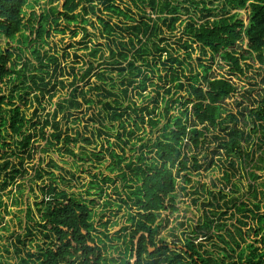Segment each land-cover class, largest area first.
<instances>
[{
    "label": "trees",
    "instance_id": "16d2710c",
    "mask_svg": "<svg viewBox=\"0 0 264 264\" xmlns=\"http://www.w3.org/2000/svg\"><path fill=\"white\" fill-rule=\"evenodd\" d=\"M38 1L0 0V38L5 40L4 47L0 44V191L26 174L23 155L32 159L38 148L32 146L34 138L39 136L46 147L59 145V149L75 156L72 149L84 148L78 143L90 145L112 128H116L113 136L120 155L111 149L112 143L107 139L106 146L100 144L98 153L92 152L91 156L97 161L109 157L107 169L117 173L122 188L114 186L110 191L119 203L104 200L97 214L103 185L113 184L114 180L107 177L101 183L90 182L84 192L86 197L77 198L57 189L54 172L36 169L37 180L41 181L43 174L50 181L41 187V200L34 204L44 246L37 245L34 254L20 257L19 264H131L134 256L137 258L134 264H142V256L147 258L144 264H226V259L227 264H264V92L255 99L249 98L248 90L239 95L240 89L233 83L209 76L211 66L203 60L208 56L212 65L219 57L237 78L250 68L245 64L244 70L241 61L255 55L253 59L262 63L264 0H128L139 14L128 6L118 5L122 0H47L48 9L34 10ZM146 7L150 9L149 15L143 10ZM247 9L245 24L238 12ZM77 25L83 40L90 36L96 41L102 39V44L90 49L88 56L94 60L98 56L103 58L105 49L108 64L119 77L118 84L101 71L95 75L92 87L87 90L78 87L93 72L92 62L80 76L71 68V82L64 79L58 54L49 48V40L67 31L76 36L77 32L68 27ZM87 27L92 29L91 33ZM171 38L176 39L171 42ZM244 42L246 56L238 51ZM22 46L30 47L32 60L23 55ZM195 51L199 54L196 66L192 65ZM155 77L157 82L153 81ZM58 87L62 90L67 87L66 98L42 115L46 107L43 102L52 104ZM138 100L148 103L139 107ZM229 100L237 109L235 113L225 109ZM32 102L38 108L28 118L20 107L27 103L32 106ZM82 108L97 109L90 121L103 128L96 130L93 140L77 130L68 132L65 128L63 132L60 127L62 119L69 121L73 112ZM74 119L70 122L80 125L81 120ZM161 124L160 135L149 140L150 145L134 148L136 145L130 140L133 136L140 134L136 140L141 142L146 131L151 133ZM212 131H217L210 139L216 143L215 151L233 170L246 175L249 182V200H229L236 213L242 215V220H238L240 227L249 229L254 237L240 249L236 261L230 256L236 251L223 236H217L225 246L218 258H212L207 250L200 253L202 244L196 248L192 242H184L183 249L169 250L165 244L155 246L153 240L160 228L159 214L177 211L174 190L177 180L189 183L192 173L201 168L196 158L191 157V150L208 142L207 135ZM11 146L14 150L9 156L18 161L17 166L5 158ZM82 155L84 158L79 161H87L86 153ZM48 165L57 168L53 161ZM60 179L67 183L63 177ZM225 180L230 181L227 173ZM236 187L234 184L232 188ZM91 189L96 192L90 193ZM218 195L228 198L222 192ZM124 209L123 217L129 228L121 229L123 237L109 236L108 220L99 226L103 231L96 228L95 216L102 222L108 213L114 217L110 210ZM25 219L26 223L34 220L29 207ZM199 223L197 228L201 232L222 228L213 227L206 216ZM226 233L239 249L240 241H235L229 231ZM236 233L245 243L246 234L240 228H236ZM25 235H33L32 229L26 227ZM17 243L20 244L19 239ZM148 246L155 248L153 254H149Z\"/></svg>",
    "mask_w": 264,
    "mask_h": 264
},
{
    "label": "rangeland",
    "instance_id": "374dc122",
    "mask_svg": "<svg viewBox=\"0 0 264 264\" xmlns=\"http://www.w3.org/2000/svg\"><path fill=\"white\" fill-rule=\"evenodd\" d=\"M117 3L121 7L128 6L135 14H139V11L134 8L131 2L128 0H122ZM185 6L191 8L188 4ZM34 7V10L48 9L47 0H39ZM143 10L147 15L150 14V9L148 7L144 8ZM193 11L194 10H192L191 15L194 16L195 13ZM233 13L235 12H232L231 14ZM205 14L206 13H204V15ZM238 14L241 22L246 24L249 10H243L242 12L239 11ZM151 18L154 19L155 17L151 16ZM183 19H185V17H183ZM92 20L95 21L94 18ZM78 26L79 25L76 27H68L70 30H75L77 32L76 36H73L67 31L65 35H54L52 40H49V48L54 49L58 54L59 63L64 74V79L67 80V83L71 82V68H74V73L77 74V76H80V74H82L86 69L87 64L92 62L94 64L93 72L91 73L88 80L79 83L78 87L82 88L83 90H87L89 87H92L94 85L95 75L101 71L106 72L105 77L107 79L112 78L118 84L120 82L119 77L117 76L116 71H114V69L108 64L110 61L108 60V52L105 49L102 50L103 58H99L98 56L94 60L88 56L90 49L94 48L95 45L102 44V39L96 41V39H93V37L90 36V39L83 40L82 31ZM86 29L89 33L92 32L90 27H87ZM177 37L178 36L176 35V38ZM176 38H171L170 41L174 42ZM0 44L2 47H4L5 40L3 38H0ZM15 45L16 43L13 46L15 47ZM84 48H87V51H85ZM45 49H47V47H45ZM246 49L245 42L242 44V48L238 47V51H240V53L245 56L246 54L244 51ZM23 50V55L29 57L30 60H32L30 47H23ZM74 52H77V58H75ZM62 54H65L66 56L62 58ZM198 57L199 54L197 51H195L192 56V65L196 66L198 64ZM253 58H255V55H253ZM253 58L240 62L244 70L246 69L244 66L245 64L250 65V68L245 71V75L240 76V78L231 75L229 73V67L219 57L214 59V63L212 65L208 56L203 60L204 64L211 66L209 76L216 79L223 78L228 80L230 83H233L236 88L240 89L239 95L248 90L250 91L249 98L255 99L258 95H263L264 92V61L260 63ZM104 62L107 64L105 65ZM186 76L188 77L189 74L187 73ZM153 81L157 82L156 77ZM182 82H186V79H182ZM4 87H6V85ZM56 90L58 93H56V97L52 104L43 102L46 107L42 115L52 111L56 102L60 101L62 98H66V94L68 93L67 87L63 90L58 87ZM6 93L7 92L5 90V94ZM146 93L147 92L144 94ZM29 98H31V95ZM91 98L96 100V97L94 96ZM147 103L148 100L144 102L138 100L136 104L139 107H143ZM243 103L245 104L246 101L243 100ZM17 104L20 105V103ZM32 104L33 105L31 106L29 103H27L26 105L24 104L20 107V109L26 113L28 118H31L30 115L33 113L34 108H38L35 102H32ZM158 106L160 107L161 105L159 104ZM225 109L230 110L232 113H235L237 110L231 100L225 104ZM96 111L97 109L94 111H87L85 108H82V111L73 112L74 116L73 118L69 119V121L67 120L66 122L65 118L61 120L60 127L62 131L64 132L65 128H67L68 132L71 129L77 130L82 135H85V137L93 140V134H95L96 130L98 128H103L97 123L95 124L90 121V118L96 113ZM176 113L177 110L174 111V114ZM74 118L81 120L80 125L77 126L70 122L75 120ZM161 126L162 124L158 127V129L153 130L151 133L146 131V138L141 142L136 140L140 137V134L133 136L130 140L132 143H135L136 146L134 148L137 150L139 146L150 145L149 140L153 141L160 135L159 129ZM38 128L39 127H37V130ZM197 128L200 129L201 127ZM105 132L106 134H101L99 137H96L97 141L90 145H87L82 141L78 143L79 146H83L84 148L72 149L75 156L67 154L63 149H59V145L46 147L45 142H41L39 136L34 138L33 143V140L31 141L32 146H38V148L36 149L37 151L33 153L32 159H27L26 155H23V170H25L26 174L18 177L13 185L8 186L5 190L0 191V264H19L20 257H27V254H34L36 252L37 245L44 246V239L40 233L41 228L37 225L39 216L34 204L39 203L41 200V187L47 186L50 184V181L43 174L42 180H37L34 176L36 169L54 172L56 176L57 189L59 191L64 190L67 192V194L73 195L77 198L86 197V193L84 192H86L88 189L90 182L101 183L103 178L109 177L114 180V183L103 185L104 191L102 194V199H98L97 203L100 208L96 209V213L99 214L101 212L102 202L104 200L109 199L112 202L119 203L117 201V196L112 194L110 191L114 186L121 189L122 182L116 178L117 173L112 174L107 169L109 157L106 155L104 159L97 161L91 156L92 152H95L96 154L98 153L100 150V144H102L104 147L106 146L105 141L107 139L110 143H112L111 149H114L116 153L120 155L121 151L115 146L117 141H115L116 139L113 136L116 132V128H112V130L108 131L105 130ZM212 134H217V131H212L211 134L207 135L209 140L208 142L199 145L198 149L191 150V157L196 158V160L201 165V168L199 171L192 173L193 177L189 183L183 182L180 178L177 180L176 189H174L177 211L172 213L167 210L159 214L158 224L160 228L153 240L156 244L155 246H159L160 248L162 244H165L168 246L169 250L183 249L184 242H192L196 248L199 244H202L203 249H199L200 253H202L203 250H207L211 252L212 258H218L220 249H224L225 246L221 243L217 236H223L226 240H228L229 245L236 251L232 255L230 254L233 261H236L237 253L241 248L244 247L245 244L252 242L254 237L253 232L249 231V229L246 227H240L238 220H242V215L236 213V211L230 205L229 200L232 198L236 199L237 201L249 200V195L247 193V186L249 182L247 181L246 175L243 177L240 175V172L233 170L228 162L225 161L224 157L215 151L217 148L216 143L210 141ZM9 142L10 140L8 139V143ZM11 150H14L12 146L10 149H7V155L5 158L17 166L18 161L9 156ZM43 151H45V153H43ZM83 153H86L88 156L87 161H79L80 157H83ZM50 161H53L57 168L49 167L48 164ZM0 162H2V160ZM226 173L230 176L229 182L225 180ZM93 175L96 177L93 178ZM61 177L67 181L66 184L61 181ZM234 184H236L237 189L232 188ZM94 192L96 191L91 189L90 193ZM219 192L226 194L228 198L222 199V197L218 195ZM107 195H109V197H107ZM225 202H227V206L224 205ZM28 207L31 208L33 212L34 220L26 223L25 214ZM125 210L126 209L121 212L110 210V213H112L114 217H110L108 213L102 222L99 221V217L95 216L96 228H98L100 232L103 231L99 226L108 220L107 232L109 236L111 238L123 237L124 232H121V229L123 227L129 228V225L126 223V218L123 217V214L126 212ZM204 216L209 218L213 227L217 225L221 226L222 228L218 230L213 229V232H201V230H198L197 225L200 224L199 221ZM26 227L32 229L33 235H25ZM236 228H240L241 232L246 234L245 243H243L238 237ZM226 231H229L233 235L235 241H240L241 245L239 249L236 247L235 242L229 238ZM204 235H206L208 238L205 239ZM18 239L20 240V244L17 243ZM117 246H120V243ZM121 246L123 247V245ZM16 247L18 248V251L16 250ZM149 250L152 252L153 247L149 246ZM184 258L187 259L186 256H184ZM146 260L147 258H144L142 264H144ZM132 261L133 260H131L130 263ZM227 261L228 259L225 260L226 264Z\"/></svg>",
    "mask_w": 264,
    "mask_h": 264
},
{
    "label": "flooded vegetation",
    "instance_id": "af4514ba",
    "mask_svg": "<svg viewBox=\"0 0 264 264\" xmlns=\"http://www.w3.org/2000/svg\"><path fill=\"white\" fill-rule=\"evenodd\" d=\"M148 247H149V246H148ZM154 252H155V248H153V251H152V252H150V250H149V254H153ZM144 258H145V257L142 256V258H141L142 263H143ZM133 260L137 261L136 256L133 257ZM187 260L189 261V259H187ZM135 261H134V262H135Z\"/></svg>",
    "mask_w": 264,
    "mask_h": 264
},
{
    "label": "water",
    "instance_id": "95a60500",
    "mask_svg": "<svg viewBox=\"0 0 264 264\" xmlns=\"http://www.w3.org/2000/svg\"><path fill=\"white\" fill-rule=\"evenodd\" d=\"M134 261H135V260H133V261L131 262V264H134Z\"/></svg>",
    "mask_w": 264,
    "mask_h": 264
}]
</instances>
